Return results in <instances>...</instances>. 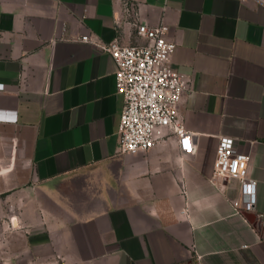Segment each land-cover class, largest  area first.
<instances>
[{
	"label": "crops",
	"instance_id": "obj_1",
	"mask_svg": "<svg viewBox=\"0 0 264 264\" xmlns=\"http://www.w3.org/2000/svg\"><path fill=\"white\" fill-rule=\"evenodd\" d=\"M121 14L122 0H0L3 264H264V0L141 1L190 79V154L167 129L119 151L124 94L97 42L137 39ZM222 135L250 154L252 210L233 202L238 179H213Z\"/></svg>",
	"mask_w": 264,
	"mask_h": 264
},
{
	"label": "built area",
	"instance_id": "obj_2",
	"mask_svg": "<svg viewBox=\"0 0 264 264\" xmlns=\"http://www.w3.org/2000/svg\"><path fill=\"white\" fill-rule=\"evenodd\" d=\"M141 1L122 0V14L117 17V25L121 26L126 20L136 27L137 39L134 42L125 43L119 35L110 41L97 42L100 48L112 54L117 64V89L124 94L118 129L119 151L147 150L165 135L161 130L167 129L177 136L182 154H190L196 150L195 134L186 127L178 111L190 79L171 65L177 42L169 36V23L164 16L158 24L143 20ZM80 39L92 41L86 34ZM0 88H4L3 82H0ZM249 158V152L239 149L234 137H220L213 179L239 180V195L233 199L239 210H252L257 202V179L246 175ZM10 211L15 213L13 208ZM14 216L17 217L15 214L8 216L11 224L19 225ZM0 264H3L1 245Z\"/></svg>",
	"mask_w": 264,
	"mask_h": 264
},
{
	"label": "rangeland",
	"instance_id": "obj_3",
	"mask_svg": "<svg viewBox=\"0 0 264 264\" xmlns=\"http://www.w3.org/2000/svg\"><path fill=\"white\" fill-rule=\"evenodd\" d=\"M6 213V210L3 212V214H5Z\"/></svg>",
	"mask_w": 264,
	"mask_h": 264
}]
</instances>
